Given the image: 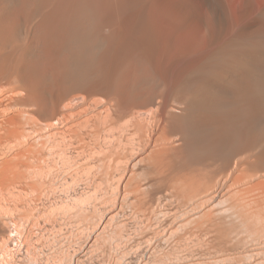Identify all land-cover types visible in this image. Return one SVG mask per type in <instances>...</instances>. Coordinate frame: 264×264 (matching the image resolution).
Returning a JSON list of instances; mask_svg holds the SVG:
<instances>
[{
    "label": "bare ground",
    "instance_id": "bare-ground-1",
    "mask_svg": "<svg viewBox=\"0 0 264 264\" xmlns=\"http://www.w3.org/2000/svg\"><path fill=\"white\" fill-rule=\"evenodd\" d=\"M0 264H264V0H0Z\"/></svg>",
    "mask_w": 264,
    "mask_h": 264
}]
</instances>
